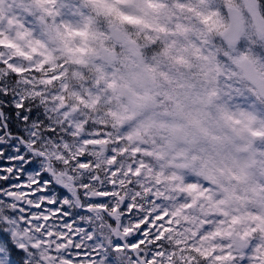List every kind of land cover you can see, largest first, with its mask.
I'll return each instance as SVG.
<instances>
[{
	"label": "rangeland",
	"instance_id": "rangeland-1",
	"mask_svg": "<svg viewBox=\"0 0 264 264\" xmlns=\"http://www.w3.org/2000/svg\"><path fill=\"white\" fill-rule=\"evenodd\" d=\"M175 2L127 0V11L104 14L105 20L93 36L102 41V33H107L111 40L108 28L114 25L136 44L138 57L127 46L111 40L96 49L90 59L76 60L71 68L65 66L67 71L58 66L48 71L13 49L0 47V91L6 92L0 102L9 99L13 105L22 103L23 108L15 112L25 109L27 134L44 135L47 159L64 167L62 177L58 181L52 178V182L58 187L63 182V189L71 186L72 191L65 190L69 193L67 201L74 204L73 187L86 192L85 199L96 191L89 183L95 174L112 176L124 185L123 190L130 191L129 211L135 198L139 207L144 205L146 220H151L152 228L157 226L156 233L167 244L163 249L165 259L184 247L174 243L186 227L177 213L183 214L182 206L189 198L200 201L197 193L185 189L194 184L202 192V178L223 192L233 193L239 201L233 203L234 209L264 217V37L256 34L244 0H204L217 12L210 29L202 30L196 23L185 21L174 33L165 32L159 47L151 45L143 25L133 21L153 18L164 27L171 15L165 5ZM150 4L157 6L150 8ZM228 6L243 14L244 29L236 46L224 41L230 25L228 14L225 17L220 9L227 10ZM37 11L42 13L34 0H0V39L7 38L22 50L18 33L36 27ZM68 15L71 19V12ZM129 26L139 38L128 31ZM242 60H249L257 69L261 88L245 79L239 68ZM220 74L234 82L225 85L229 100L240 101L228 109L230 117L223 126L208 119L206 105L211 100L205 98L207 83H215L212 77L218 79ZM249 93L256 102L249 99ZM36 112H42L37 115L43 121L33 119L30 123V114ZM49 133L51 137H45ZM94 142L106 145L105 152L98 154L99 150L92 147ZM189 177H195V181L188 183ZM30 185L34 187V183ZM6 194L0 192L4 196L0 217L16 212V206L5 199ZM204 195H211V190ZM40 201L48 203L45 197ZM165 213L161 223L158 214ZM40 215L47 222L38 228L30 220L22 223L23 216L18 213L16 235L29 244L34 241V246L43 244L40 252H30V264H53L50 257L61 245L50 235L69 236L70 227L75 220L79 223V217L73 216L71 223H66L53 203H48ZM0 227L4 225L0 223ZM7 231L9 228H5ZM260 235L256 242L264 240V232Z\"/></svg>",
	"mask_w": 264,
	"mask_h": 264
},
{
	"label": "clouds",
	"instance_id": "clouds-1",
	"mask_svg": "<svg viewBox=\"0 0 264 264\" xmlns=\"http://www.w3.org/2000/svg\"><path fill=\"white\" fill-rule=\"evenodd\" d=\"M127 0H55L53 5H50L54 15L47 16L38 11L34 13L36 27L29 30L25 38L20 39L23 48L22 51L27 55L29 61H34L39 64L41 69L47 67L48 71H52L57 66L61 69L71 68L74 62L79 59H90L92 53L102 48L104 44H110V35L102 33L104 40H100L99 36H93L105 20V13L119 15L122 11H127L125 7ZM157 5H149L154 8ZM169 7L171 15L164 27L153 18L147 20L141 19L134 21L135 24H142L145 32L144 35L151 45L159 47L158 42H162L165 32L178 30L180 24L185 21L196 23L202 30H207L212 27L216 18L217 12L214 7L206 6L204 0H176L175 3L165 5ZM71 12L72 18H69ZM220 12L226 17L227 10L220 9ZM203 13V16L200 14ZM43 16L44 23L40 22ZM187 26V24H185ZM128 31L135 33L129 26ZM83 32L85 35H76L75 33ZM159 33L160 35H158ZM172 39V37H168ZM7 40V38H4ZM187 39V38H185ZM192 39H197L192 37ZM40 41L43 45L38 47L35 52L29 48V43ZM173 42H175L173 40ZM171 47V45H169ZM11 49L8 47H4ZM15 51V50H14ZM175 51V50H173ZM50 55L51 60L46 57ZM197 63V61H193ZM195 71V70H194ZM215 83L209 82L206 85V100L210 98L211 103L206 105L208 119L215 121L223 126L229 119L230 113L228 109L233 103H239L238 99L229 100L225 87L226 84H232L233 81L227 80L220 75L217 79L212 77ZM239 87V85H236ZM249 99L256 102V97L249 93ZM195 181V177H189L188 183ZM203 193L211 190V195L201 196L200 201L189 198L190 206H182L183 214L179 212L180 220L183 221L184 231L180 233V238L175 240L177 245H183L179 250L166 258V264H217L215 256H227L229 252L235 259H226L220 264H245L247 252L238 251L234 246V241L245 231L248 232L247 246L251 247L258 239H261V231H252L261 221L253 220L251 217H262L261 215L248 216L245 212L236 210L232 207L234 202H239L237 197L231 192H223L219 186L213 184L210 180L201 179L200 181ZM208 197H211L209 199ZM243 199V198H241ZM222 200H227V203L220 204ZM107 203L106 200L101 201ZM241 209L243 204L240 205ZM191 210V211H190ZM223 213H227L224 215ZM241 217V222L233 224V218ZM264 218V217H262ZM217 230L222 233L231 232L232 236L226 234L217 235L212 238ZM208 237V239H205ZM233 245V247H229ZM215 252H212V249ZM199 249V251H196ZM205 253H208L209 258H205ZM173 256L175 259H173ZM243 257V259H242Z\"/></svg>",
	"mask_w": 264,
	"mask_h": 264
},
{
	"label": "flooded vegetation",
	"instance_id": "flooded-vegetation-1",
	"mask_svg": "<svg viewBox=\"0 0 264 264\" xmlns=\"http://www.w3.org/2000/svg\"><path fill=\"white\" fill-rule=\"evenodd\" d=\"M9 109L8 104L0 102V122H6L9 120ZM21 111L15 113L16 128L21 129L23 132V138L21 143L27 147L28 151L33 153V158H40V163L42 164V172H54L55 179H60L62 176L61 169L58 163L53 159V161L46 160L47 149L43 146V137L40 134L31 137L27 134V129L29 124L20 121ZM7 128V125L5 126ZM15 131L14 129L12 130ZM16 136L5 130L4 135L0 136V143L7 144L11 140L15 139ZM55 158V157H54ZM8 176L11 177V172H8ZM56 181V180H55ZM94 186L96 191H91L88 195L89 197L83 199L86 192L78 191L76 192L77 198L81 202V207L78 208L80 215L83 218L82 225H75L69 230V237H58L57 241L64 247L68 240H73L75 249L72 253H62L63 248H56L55 253L62 256H72L71 261H76L78 258L74 257L77 253L76 249H79L77 244L82 245V252L80 254L86 257L83 261L85 264H90L91 261L99 258H108V260H119L122 264H165L164 261L159 258L154 260V250L158 247L157 242L154 240L157 236L153 237L156 228L151 231V227L148 224V231L143 233V239L139 242L138 246H130L129 241L133 240L137 235H140V228L142 225L146 224L145 215L142 214L141 219H135L136 211L128 210L130 203V191L124 190L123 184H119L114 181V178L109 175H97L92 182H89ZM34 187L30 184L27 185H13L10 188H6L3 192L10 193L14 196L19 197L16 201V212L23 216L22 222H26L29 219H33L35 215L42 214L40 207H37L36 193L33 191ZM36 189V188H35ZM39 192V191H37ZM102 194L106 197L107 203H102L101 201L93 202L90 200L92 194ZM74 194V193H73ZM73 196V195H72ZM115 196L119 200L115 199ZM55 200H59V195L54 196ZM122 199H125L126 205L120 208ZM62 202H65L63 205ZM56 210L60 213L61 218L65 216L67 219H72L75 214V206L72 205L70 201L65 198L60 202V207L53 205ZM67 208L70 210L69 213L63 212V209ZM119 210L118 216L115 215ZM43 218V217H40ZM117 220V221H116ZM45 220L44 222H46ZM55 238V236L53 237ZM52 238V239H53ZM68 239V240H67ZM116 241L122 242L121 245H116ZM42 247V245H41ZM59 261L60 257L58 256ZM58 261V262H59ZM113 261L107 262L111 264Z\"/></svg>",
	"mask_w": 264,
	"mask_h": 264
},
{
	"label": "snow or ice",
	"instance_id": "snow-or-ice-1",
	"mask_svg": "<svg viewBox=\"0 0 264 264\" xmlns=\"http://www.w3.org/2000/svg\"><path fill=\"white\" fill-rule=\"evenodd\" d=\"M35 5L47 16H53L54 12L50 5L55 3V0H34ZM127 19V18H125ZM40 22L43 24V16L40 18ZM134 22V21H133ZM11 23V21H10ZM21 27H23L21 25ZM76 35H85L86 33L78 32L75 33ZM27 32L18 33L19 39L25 38L27 36ZM29 48L33 52L37 50L38 47H42L40 41H33L29 43ZM0 47H8L20 55L25 56L27 55L14 43L0 39ZM47 60H51L52 57L48 55L46 57ZM7 61H5V65ZM15 77V73L13 74ZM0 87H3V84L0 83ZM6 97V92L0 91V98ZM5 103L8 104L9 109V120L6 122H0V136L4 135L5 130L9 131L10 134L15 135L16 138L11 140L10 143L3 144L0 143V192H3L4 189L10 188L13 185H27L30 183H34V189L39 188L40 191L36 193V198L45 197L48 199V203H53L57 207H60V202L63 201L65 198L69 196V193L63 189L58 187L56 184L52 182V177L47 172H42V164L40 163V158H33V153L29 152L27 147H25L21 143V139L23 138V132L21 129L16 128V117H15V110L17 108H23V104H16L13 105L11 100L6 99ZM20 121H26L27 116L22 114L19 118ZM7 125V128L5 127ZM15 130L14 132L12 130ZM11 172V177L8 176V172ZM39 174V175H37ZM51 185V187H49ZM185 191L192 193H197L200 197L204 196L203 192L198 190L196 185H189ZM58 194L59 200L53 199V197ZM211 199V197H208ZM4 196L0 195V200H3ZM11 202V201H10ZM48 203L43 205H37L40 207L41 211L45 207L48 206ZM220 204L227 203V200H222L219 202ZM190 206V205H186ZM63 212L69 213L70 210L67 208L63 209ZM227 215V213H223ZM18 213L12 212L10 215H6L4 217H0V223L4 225V227H0V264H30V252H35V242L33 241L32 244H29L25 239L19 238L16 233V217ZM80 215V213H77ZM161 223H163L164 219L166 218L167 214H158ZM241 217L233 218L232 223L237 224L241 222ZM253 220L261 221L260 224H257L256 228H253L252 231H262L264 232V218L262 217H251ZM40 223H37V227H40ZM66 223H71V220L66 221ZM151 223L149 220L148 223L144 224L140 228V235H137L133 240L129 241L130 246H138L139 242L143 239V233L148 231V224ZM25 228L28 227L27 224L24 225ZM5 228H9V231L5 232ZM47 233V230H45ZM226 234L229 237L232 236V233L229 231L227 233H222L221 231L217 230L216 233L213 234L212 238L217 235ZM247 236L248 232L245 231L237 239L234 241V246L238 251L247 252V259L245 264H264V240H260L259 242H255L253 246H247ZM155 238V237H154ZM39 239L43 240L44 237H39ZM208 239V237H205ZM122 242L116 241V245H121ZM229 247H233V245H229ZM199 251V249H196ZM77 253L82 252L80 249H76ZM212 252H215V249H212ZM205 258L208 257V253H205ZM73 259L72 256L67 257V261H71ZM226 259H235L231 252L228 253L227 256H215V260L217 264H220L221 261ZM243 259V257H242ZM67 261L65 264H67ZM114 264H119V261H115Z\"/></svg>",
	"mask_w": 264,
	"mask_h": 264
},
{
	"label": "water",
	"instance_id": "water-1",
	"mask_svg": "<svg viewBox=\"0 0 264 264\" xmlns=\"http://www.w3.org/2000/svg\"><path fill=\"white\" fill-rule=\"evenodd\" d=\"M248 13H250L254 24H256L257 31L260 35H264V19L259 12L258 1L256 0H246ZM228 14H230L231 20V28L226 32V40L232 44L236 45L240 41V34L242 33V17L241 13L232 8L228 9ZM112 38L119 44L128 45L132 52L137 56L138 52L136 51V46L132 42H130L126 35L121 31L117 30L114 26L110 28ZM241 69L244 70L247 80H250L252 83L256 85H260V81L258 80V75L253 65L249 61H242L240 63Z\"/></svg>",
	"mask_w": 264,
	"mask_h": 264
}]
</instances>
